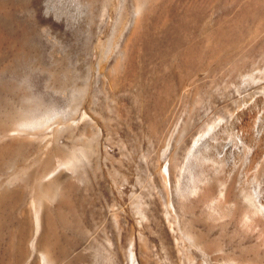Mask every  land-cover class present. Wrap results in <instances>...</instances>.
I'll return each instance as SVG.
<instances>
[{
	"label": "rangeland",
	"instance_id": "374dc122",
	"mask_svg": "<svg viewBox=\"0 0 264 264\" xmlns=\"http://www.w3.org/2000/svg\"><path fill=\"white\" fill-rule=\"evenodd\" d=\"M48 1L0 0V264H264V0Z\"/></svg>",
	"mask_w": 264,
	"mask_h": 264
},
{
	"label": "bare ground",
	"instance_id": "6f19581e",
	"mask_svg": "<svg viewBox=\"0 0 264 264\" xmlns=\"http://www.w3.org/2000/svg\"><path fill=\"white\" fill-rule=\"evenodd\" d=\"M52 1L53 0H49L48 2H47V12H48V14H50V13H54L55 14V16H56V18H57V20H61L62 19V17H69V15H67L66 13H64V12H60L57 8H56V5L55 4H53L52 3ZM111 1L112 0H77V9H76V11H78L77 13V15H75V16H73V14H72V21H73V23H75L76 21H80L81 19L82 20H84V19H88L90 22L93 20V17H94V13H93V10L95 9V5H97V4H102L103 6H110L111 5ZM114 1V0H113ZM118 1H120V0H118ZM117 1V2H118ZM115 2V1H114ZM119 4V6H118V10L120 9V3H118ZM114 5H116V4H114ZM5 7V6H4ZM142 8V7H141ZM140 8V9H141ZM95 11V10H94ZM140 11V10H139ZM138 11V12H139ZM258 11V10H257ZM76 13V12H75ZM120 14V13H119ZM254 16V15H253ZM258 19V18H257ZM89 22V23H90ZM262 22H264V20L262 21ZM76 24V23H75ZM73 27V26H72ZM33 113V112H32ZM30 116V118L26 121H22L21 122V124L17 127V130H24V128L25 127H27V128H30L29 126H37V125H42V121H41V119L44 121V119L43 118H41V119H39V117H36L35 116V114H30L29 115ZM51 116V115H50ZM43 117V116H42ZM45 117V116H44ZM47 117H48V115H47ZM47 119H45V121H46ZM46 123V122H45ZM16 128V127H15ZM35 128H38V127H35ZM7 130V129H6ZM19 130V131H20ZM249 130V129H248ZM25 132H26V128H25V130H24ZM32 132H34V131H32ZM32 132H30L29 131V133L31 134ZM21 133V132H20ZM27 134H28V131L26 132ZM9 135V134H8ZM32 135V134H31ZM6 137V136H5ZM27 137H29L28 135H26V138ZM252 137V136H251ZM29 138H31V139H35V138H33V137H29ZM31 139H29V140H31ZM202 139L203 138H198V139H196V141L194 142V144H193V146H192V148H191V150H190V152L192 153L194 150H196L197 149V147H198V145L201 143V141H202ZM254 139V138H253ZM26 140H28V138L26 139ZM251 141H254V140H251ZM257 148V147H256ZM255 148V151L253 152V154L251 155L252 157H251V161H256V160H260V161H263V163H264V150L262 149V148H260V147H258L257 149ZM78 158L79 157H74V158H72L71 160H69L68 162H66V164L68 165V167L69 166H71V168H70V170L69 171H71L72 173H75V171H76V169H77V167L78 166H76L77 165V163H78ZM82 159V158H81ZM62 163V162H61ZM59 165H61V164H59ZM57 166V167H55V168H53L52 170H50V171H45V172H43L42 173V175H41V181H40V183L43 181V179L45 180V178L47 179L49 176H51L52 175V173H54L55 171H57L59 168L58 167H60V166ZM75 166H76V169H75ZM58 168V169H57ZM65 168H67L66 166H65ZM78 170V169H77ZM82 172V171H81ZM56 173V172H55ZM54 173V174H55ZM170 175H171V168L170 167H167V169H166V171H165V178H169L170 177ZM59 178V177H58ZM12 179V178H11ZM46 181V180H45ZM57 181L58 180H56L55 178L51 181V186H54L55 188L57 187V185H56V183H57ZM236 180L234 179V180H232V182L227 186V188L225 189V190H222V192H220L221 194V196H222V199L224 200V201H226L225 203H227V202H233V204L234 205H239V206H241L242 208H243V219H246V220H248V219H251V218H253V216H254V212H251V210H250V207H251V205L249 204L250 202H247L249 205H247V204H245V200H247L249 197H248V195H247V199H243V201H240L239 199H238V195H241V194H239L237 191H235V187H236V185L237 184H235L236 182H235ZM9 183H11V182H9ZM49 183H47V185L49 184ZM11 185V184H10ZM50 186V185H49ZM49 186H48V188L47 189H50L49 188ZM50 186V187H51ZM54 188V189H55ZM238 188V190H239V187H237ZM224 189V188H223ZM57 190V189H56ZM237 190V189H236ZM213 191H214V188L213 187H210L208 190H207V194H206V198H207V200H209L212 196L214 197L215 195H213ZM221 191V190H220ZM241 191V190H240ZM55 193V192H54ZM56 194V193H55ZM55 194H54V196H55ZM52 196V195H51ZM220 196V197H221ZM251 197H253V196H251ZM215 198V197H214ZM214 198L213 199H210V200H214ZM260 199V198H259ZM248 201V200H247ZM263 201H264V199H263ZM33 204V207H34V229H35V232H34V234H35V237H36V239H37V237H39V236H36V235H38V232L40 231V229L42 228V216H41V213H40V210H41V206L40 205H36V203H32ZM215 204V203H214ZM216 205H217V203H216ZM217 207V206H216ZM220 207V206H219ZM233 208V207H232ZM236 209V208H235ZM43 210V209H42ZM112 210V215L114 214V215H116L115 214V211H113V209H111ZM258 210V209H257ZM259 210H261V211H263L264 212V206L263 205H260L259 206ZM242 211V210H241ZM240 211V212H241ZM111 212V211H110ZM110 214V213H109ZM241 214V213H240ZM110 216H111V214H110ZM240 216V215H239ZM117 224V223H116ZM42 234V233H41ZM40 234V235H41ZM205 235H207L206 234V232H205ZM203 233H199L198 234V240L201 242V244L202 245H204V246H207L209 243H208V240H207V237L208 236H205ZM35 237H34V239H33V242L31 243V248H32V253H33V255H34V253L36 252V245L37 244H35ZM41 244V243H40ZM45 244V243H44ZM44 244H42V247L44 246ZM46 244H48V243H46ZM47 246V245H46ZM41 247V246H40ZM50 247V246H49ZM44 248V247H43ZM47 248H48V246H47ZM49 251H50V248H48V249H44L43 251H42V253L40 254V259H41V263H43V264H53L52 263V258H51V255H50V253H49ZM39 255V254H38ZM134 255V254H133ZM59 260V259H58ZM133 264H136L135 262H134V260H133Z\"/></svg>",
	"mask_w": 264,
	"mask_h": 264
}]
</instances>
